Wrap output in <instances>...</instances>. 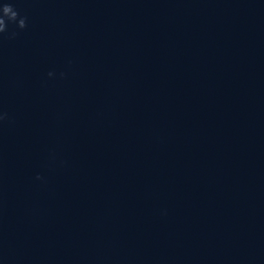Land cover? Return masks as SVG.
Returning <instances> with one entry per match:
<instances>
[{
  "label": "water",
  "instance_id": "obj_1",
  "mask_svg": "<svg viewBox=\"0 0 264 264\" xmlns=\"http://www.w3.org/2000/svg\"><path fill=\"white\" fill-rule=\"evenodd\" d=\"M5 3L0 264H264V0Z\"/></svg>",
  "mask_w": 264,
  "mask_h": 264
},
{
  "label": "clouds",
  "instance_id": "obj_2",
  "mask_svg": "<svg viewBox=\"0 0 264 264\" xmlns=\"http://www.w3.org/2000/svg\"><path fill=\"white\" fill-rule=\"evenodd\" d=\"M0 11H2L3 13V16L0 17V33H3L6 30V23L4 17H6L9 21L15 22L17 21L18 12L14 10L11 4L8 3L0 5ZM18 27L21 29L26 27V18L19 19ZM49 75H51V73Z\"/></svg>",
  "mask_w": 264,
  "mask_h": 264
}]
</instances>
